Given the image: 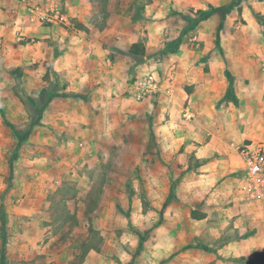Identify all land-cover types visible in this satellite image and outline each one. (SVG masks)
<instances>
[{
  "label": "crops",
  "instance_id": "crops-1",
  "mask_svg": "<svg viewBox=\"0 0 264 264\" xmlns=\"http://www.w3.org/2000/svg\"><path fill=\"white\" fill-rule=\"evenodd\" d=\"M200 3L202 9L208 4L215 8L203 12L198 21L197 49L187 47V55H166L162 63L154 64L158 70L153 72L146 70L145 60H138L140 55L129 50L141 42L147 53L157 51L166 36L172 35L166 0L144 4L139 0H0V71L20 69L29 98H42L51 86L39 121L30 126L27 144L57 145L59 131L76 132L73 143L80 150L75 154L79 161L83 159L78 154L95 146L109 124L117 121L118 110H233V125H229L233 132L227 133L226 125L204 124L206 132L194 137L199 145L191 149L188 145L185 153L167 156V161L189 165V153L195 156L197 163L184 177L188 182H182L189 216L194 204L205 199L208 205L201 211L206 216L194 220L213 230L218 225H233V239L223 248L204 244L183 253L199 256L201 264H222V255L233 257V264H254V252H264V228L253 222L254 201L242 190L244 164L237 147L253 139L254 114L264 110V0ZM28 5L62 10L74 27L41 23ZM151 43L154 45L149 48ZM149 74L158 88L138 101L133 83ZM4 81L18 82L12 73H6ZM61 93L75 99L76 110L61 109ZM13 143L12 133L4 130L0 119L1 162L15 156L8 153ZM28 158L22 151L21 162ZM19 170L17 166L13 170V181ZM230 195L233 206L222 203ZM9 209L18 213L13 216L16 219L28 213L19 206ZM214 215L221 217V224L209 221Z\"/></svg>",
  "mask_w": 264,
  "mask_h": 264
},
{
  "label": "rangeland",
  "instance_id": "rangeland-1",
  "mask_svg": "<svg viewBox=\"0 0 264 264\" xmlns=\"http://www.w3.org/2000/svg\"><path fill=\"white\" fill-rule=\"evenodd\" d=\"M166 1L172 35L157 51L138 57L153 72L158 70L154 64L162 63L166 55H187V47L196 48L198 21L203 12L215 8L208 4L202 9L203 0ZM6 73L14 74L18 82H5ZM22 80L20 69L0 71L1 126L12 133L13 149L8 153L15 155L0 161V264H201L199 256L183 252L204 244L221 249L233 239V225L213 230L188 215L182 182H188L184 177L197 163L194 154L188 155L189 165L167 161V156L185 153L188 145L190 149L199 145L194 137L206 132L204 124L226 125L227 133L233 132L229 127L233 110H118L117 121L109 124L95 146L78 154L83 159L79 161L75 154L80 150L73 143L76 132L59 131L57 145L27 144L30 126L39 121L51 86L42 98H29ZM68 97L61 93L59 106L76 110L75 99ZM254 117L253 139L246 142L264 144V110H256ZM62 123L66 125V119ZM22 151L28 154L26 163L19 159ZM16 166L20 170L13 181ZM223 202L233 206V195ZM207 203L197 201L193 211L202 213ZM253 203L252 220L264 228V203ZM10 206L28 213L16 219L18 213ZM209 221L221 224V217L214 215ZM219 260L233 264V257L222 255Z\"/></svg>",
  "mask_w": 264,
  "mask_h": 264
},
{
  "label": "built area",
  "instance_id": "built-area-1",
  "mask_svg": "<svg viewBox=\"0 0 264 264\" xmlns=\"http://www.w3.org/2000/svg\"><path fill=\"white\" fill-rule=\"evenodd\" d=\"M36 19L41 23L74 27L72 21L62 10L56 8H43L27 6ZM136 89L135 98L142 101L153 91L157 90L158 84L154 77L149 74L145 78L134 81ZM243 160V185L246 198L250 201L264 203V144L244 143L237 147Z\"/></svg>",
  "mask_w": 264,
  "mask_h": 264
},
{
  "label": "trees",
  "instance_id": "trees-1",
  "mask_svg": "<svg viewBox=\"0 0 264 264\" xmlns=\"http://www.w3.org/2000/svg\"><path fill=\"white\" fill-rule=\"evenodd\" d=\"M129 52L133 55H144L146 51H145V47H144L143 43L137 42L131 46ZM191 216L193 219H202L206 216V214L205 213H197L195 211H192ZM0 219H1V216H0ZM92 248H93V246L88 247L89 250ZM87 252L88 251L86 250L85 254H87ZM237 261H242V259H237ZM252 262L254 264H264V252L263 251H255Z\"/></svg>",
  "mask_w": 264,
  "mask_h": 264
}]
</instances>
